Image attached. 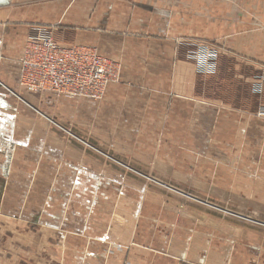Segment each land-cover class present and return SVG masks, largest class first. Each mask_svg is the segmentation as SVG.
<instances>
[{"label": "crops", "instance_id": "1", "mask_svg": "<svg viewBox=\"0 0 264 264\" xmlns=\"http://www.w3.org/2000/svg\"><path fill=\"white\" fill-rule=\"evenodd\" d=\"M19 1L0 0V177L15 178L0 185V264H264V119L256 115L264 105V0ZM59 16L64 24L47 20ZM38 21L46 28L32 27ZM41 29L53 37L61 29L60 44L92 46L122 63L121 84L78 113L109 129H164L157 161L171 167L174 180L164 183L184 200H142L134 213L130 200L79 205L85 191L77 186L69 196L63 178L101 169H68V157L88 154L41 118L55 95L20 84L26 41ZM199 42L222 48L214 77L198 76L185 55ZM148 113L156 117L137 115ZM193 144L204 146L198 161L236 167H190L196 155H176L175 146ZM33 176L62 179L33 185ZM216 194H236V209Z\"/></svg>", "mask_w": 264, "mask_h": 264}, {"label": "rangeland", "instance_id": "2", "mask_svg": "<svg viewBox=\"0 0 264 264\" xmlns=\"http://www.w3.org/2000/svg\"><path fill=\"white\" fill-rule=\"evenodd\" d=\"M26 0H20L19 2L24 4ZM39 3H60L61 0H38ZM8 4V3H5ZM58 6V12L60 13L62 6ZM64 18L52 17L47 20L50 23L64 24V21H61ZM40 22V21H38ZM40 24H34V28H46ZM46 25V24H45ZM57 27V26H55ZM55 27L53 29H55ZM59 28V26H58ZM63 30L58 29L54 34L55 40L63 35ZM58 37V38H57ZM202 50L197 48H190L185 51L187 59L194 63L196 74L200 77L210 78L218 74L220 69V62L222 56V48H219V56L217 63L214 66V71L209 72V67L207 66L206 71L202 69V64L199 62H194L190 57V53H199ZM106 57V56H105ZM108 58V57H106ZM121 67L120 81L113 84H121L123 67L120 61H116ZM261 82L259 83L261 93L264 89V70H262L261 76L259 78ZM112 85V84H111ZM108 91V89H107ZM107 93V92H106ZM106 96V95H105ZM104 96V98H105ZM92 101L88 99H79V98H65L59 96H52L49 99L53 101L51 104L50 115L42 114L44 120L53 127V130L57 133L58 136L67 137L70 140V143L74 148H79L86 152L89 156L82 158L80 155L68 157V169L74 168L78 172L87 173L92 172V169L97 168V164H100L101 172L97 176H70L63 178V185L68 186V191H70L69 196H73L71 191L79 188L78 194H80L81 188L85 191L83 199L78 200V204L89 203L91 206L94 204L99 207L110 206H123L128 200L133 203L134 213L140 211V202L142 200H147L150 203H156L160 200L167 201H181L179 195L176 194L173 188L166 186L164 182H172L174 178L170 175L172 172L169 170L171 167H166L161 165L157 161V148L159 145H156V139L163 136L162 132L164 129L157 130L154 128H133V129H109L108 127H101V125H108L107 122L96 123L92 122V119L88 118L85 121L82 119V115L78 113V108L81 105L86 104L85 107H88L90 103L100 104L102 101ZM264 105H262L263 107ZM259 111L257 116L260 117ZM139 118L144 116L156 117V114H137ZM78 116L80 118H78ZM166 116V115H165ZM264 119V117H260ZM161 124L167 121L161 119ZM164 124V123H163ZM138 126L139 123H136ZM153 125V124H152ZM155 125V123H154ZM56 129V130H55ZM167 129V128H166ZM171 131L170 129H167ZM166 130V132H167ZM165 132V130H164ZM138 142L132 144H124V142ZM142 142V143H139ZM143 144V145H142ZM184 147V148H182ZM216 149L213 152L220 153V146H215ZM177 149V154L179 152H184L190 155H196L195 161H190V167L195 168H206L208 165L212 168H235L236 165H229V163H235L229 161H198L199 153L204 152V146L199 144H193L190 146H175ZM166 152L172 151V148L166 146ZM34 155H38L39 161L42 159V155L39 151L34 152ZM119 154H126L128 160L119 161L114 158ZM125 156V155H124ZM98 158V160H96ZM43 162V161H41ZM66 164V163H65ZM172 166V165H171ZM59 168V166H56ZM98 172V171H96ZM11 179H15L10 176L0 177L1 187L7 185ZM18 179V178H17ZM23 179L24 178H20ZM33 185H44L46 181L61 180V177L45 178V177H28L27 178ZM77 186V188H76ZM3 195V194H2ZM187 195V194H185ZM219 198L216 201L217 203H226L230 207L236 209L239 200L237 199L236 194H221L225 198L221 199L220 194H216ZM95 199V200H94ZM3 200V199H1ZM74 200L75 197H74ZM87 206V205H86ZM138 206V210H134ZM156 208L151 206L148 208L149 213H154ZM154 211V212H153ZM236 211V210H234ZM240 211H249V210H240ZM251 212V211H250ZM155 215V213L153 214ZM135 216V215H134ZM21 227V226H20ZM19 227V228H20ZM12 232V230H10ZM18 232V231H17ZM257 263L251 262L250 264ZM258 264V263H257Z\"/></svg>", "mask_w": 264, "mask_h": 264}, {"label": "built area", "instance_id": "3", "mask_svg": "<svg viewBox=\"0 0 264 264\" xmlns=\"http://www.w3.org/2000/svg\"><path fill=\"white\" fill-rule=\"evenodd\" d=\"M197 48L202 51L190 53V57L194 62L202 64L204 71L208 66L209 72H213L219 56V45L199 42L194 46V49ZM19 68L20 84L29 93H50L92 101L104 98L109 86L120 81L122 70L115 60L106 58L97 48L64 46L45 29L29 36ZM258 115L264 117V106Z\"/></svg>", "mask_w": 264, "mask_h": 264}]
</instances>
